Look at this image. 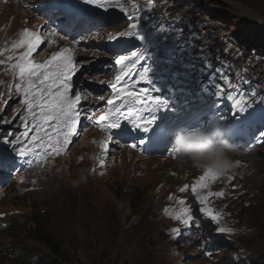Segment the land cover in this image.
Here are the masks:
<instances>
[{
	"label": "rangeland",
	"instance_id": "obj_1",
	"mask_svg": "<svg viewBox=\"0 0 264 264\" xmlns=\"http://www.w3.org/2000/svg\"><path fill=\"white\" fill-rule=\"evenodd\" d=\"M27 1L14 0L0 11V61H3L0 63V123L5 131L10 130L13 138L22 134L28 119L23 97L15 89L19 78L11 68L23 49L12 45L25 28L31 31L44 26L50 28L44 22V13L30 8L37 2ZM120 2L128 11L109 9L112 30L125 29L133 23L128 17L130 11H143L156 18L162 4V0ZM168 2L185 7V13H179L178 23L186 25L188 30L207 24L214 30L212 38L228 43L232 53L246 50L248 45L252 47L249 52L264 55V0ZM153 6L157 8L152 9ZM170 17L168 14L166 19L170 21ZM34 20L38 22L33 24ZM45 29L39 33L48 37ZM45 40L33 59H45L69 44L59 36ZM209 41L196 43L205 48ZM9 56L13 59L8 60ZM221 60L220 56L208 54L211 63ZM114 73L104 67L96 71L100 79ZM236 100L242 102L234 99V103ZM260 109L264 110L263 103H255L250 110L256 113ZM3 134L0 131V136ZM97 137V132L86 130L67 155L49 165L40 146L35 143L31 147L30 169L23 176L15 175L18 179L11 192L5 187L0 193V245L18 243L23 250L34 249L32 261L59 264L61 260L54 257L50 248L33 238L31 229L36 226L33 221L40 214L45 215L46 229L57 240L60 251L72 259V264H264L262 152L231 157L236 164L234 170L193 192L192 186L205 169L194 167L189 160L158 162L160 168H155L152 162L127 148H112V162L106 167V161L99 158ZM23 140L22 136L17 138V141ZM262 148V145L258 147V152ZM34 150L39 158L31 154ZM229 177L232 185L237 183L230 197L208 196L210 192H221ZM186 182L191 184L190 188L188 192H181ZM199 196H208V206L221 213L218 221L200 211L203 205ZM184 208L191 209L193 223L185 225L182 219L180 222L175 218ZM196 225L201 232L189 234L183 230L185 226ZM220 227L231 231L219 232ZM0 264L20 263L0 252Z\"/></svg>",
	"mask_w": 264,
	"mask_h": 264
},
{
	"label": "snow or ice",
	"instance_id": "obj_2",
	"mask_svg": "<svg viewBox=\"0 0 264 264\" xmlns=\"http://www.w3.org/2000/svg\"><path fill=\"white\" fill-rule=\"evenodd\" d=\"M84 3L93 5L97 9L103 10L105 13L112 8H118L122 12H127L128 9L120 0H84ZM133 7H136L133 5ZM135 18V14L129 17ZM52 35V34H49ZM121 38H131L137 41H146L148 36L144 34L143 28L138 23H131L127 30H124L115 35H110L109 39L120 42ZM42 41L41 37L35 31L25 28L21 32L20 39L13 43V48H22L16 62L11 65L15 74L19 78V83L15 84V89L23 97V103L26 105V111L36 121L34 131L37 136L33 138V143L40 146L41 149L50 148L52 153L59 154L62 147L67 146L70 138L78 135L77 126L80 119L79 106L81 101L90 99L89 95L82 96L80 92L72 95L73 90V75L80 68L75 62L74 49L72 47H64L60 51L55 52L50 59L45 63H36L33 61V53L40 48ZM73 44H79L80 41L73 39ZM13 57L9 56L8 60ZM149 59L147 50L132 51L130 55L119 56L115 63L121 66V74L116 77L117 82H120L126 73L123 71L125 67L135 68L143 61ZM3 63V61H0ZM210 67V65H209ZM159 69L151 65L143 67V74L140 80L146 82L149 87L141 90L142 95L127 92L124 87L117 90V84L111 85L116 93L114 99H109L107 103L111 106L107 113L102 114L97 123L106 132L112 129H119V134L131 135L135 132L147 134L154 132L159 127V121L167 119V113L171 111L174 117L182 116L178 119V125L196 124L200 121V115L203 111H208L215 115L213 109H219V104L216 102L221 98L224 89L218 85L215 86V91L204 89V93L209 97V102L203 107H196L193 110L192 103L186 96V91L180 88L174 89L169 85L168 81L160 82L154 77L158 75ZM229 87L231 84L229 83ZM167 92V97L161 95L153 96L151 93ZM123 97L121 98V96ZM227 100H234L231 94L225 95ZM102 99V97H101ZM196 104L199 102L196 101ZM235 104L240 107V100H236ZM240 110H243L242 108ZM148 117L147 119L145 117ZM23 119V117H21ZM121 121H127L131 127L122 125ZM47 125V130L44 126ZM43 131L44 136L39 133ZM54 134V135H53ZM46 137V139H45ZM111 140V136L107 137ZM152 137H149L151 140ZM104 146V151L107 152V142H101ZM136 145H133L135 147ZM30 153L21 150V156H27ZM39 158V153L35 150L31 153ZM173 154H177L173 150ZM220 174L212 169H205L199 177L196 184L192 186V191L196 192L197 188H205L210 181H213ZM188 185L180 189L185 191ZM222 196V192L209 193L208 196ZM208 196H199V202L203 207L200 211L213 221H218L221 213L214 211L208 206ZM171 198V197H170ZM183 203V201H180ZM167 212L168 210L165 209ZM191 209L184 208L175 216L176 219H182L185 225L193 223V217L190 215ZM219 232L231 231L220 227ZM178 231V230H176Z\"/></svg>",
	"mask_w": 264,
	"mask_h": 264
},
{
	"label": "clouds",
	"instance_id": "obj_3",
	"mask_svg": "<svg viewBox=\"0 0 264 264\" xmlns=\"http://www.w3.org/2000/svg\"><path fill=\"white\" fill-rule=\"evenodd\" d=\"M87 52L99 53L96 46H93V48H90V51ZM97 60L100 59L97 58ZM82 73L83 72L79 74L81 79L84 78V76L81 75ZM87 83L89 85L90 82ZM86 88L96 90L98 85L94 86L92 84V86L89 85ZM219 123L224 129V131L218 133L220 139L219 143L214 142L213 133L205 131L203 126L198 125L189 129L176 130L174 134H172L173 150L180 155L176 158V161L189 160L192 165L198 169H212L220 175L234 170L236 164L229 155V153L235 150L230 142V128L225 121H219ZM225 131L228 133L227 136H225ZM261 152V156H264V147L256 154H260ZM244 155L255 154L246 153Z\"/></svg>",
	"mask_w": 264,
	"mask_h": 264
},
{
	"label": "trees",
	"instance_id": "obj_4",
	"mask_svg": "<svg viewBox=\"0 0 264 264\" xmlns=\"http://www.w3.org/2000/svg\"><path fill=\"white\" fill-rule=\"evenodd\" d=\"M251 52V51H250ZM232 69L237 70L238 68L235 66H230ZM239 71V70H237ZM259 84V81L257 82ZM2 125L0 124V129ZM1 131V130H0ZM4 132V130H2ZM31 217V216H30ZM45 215L38 214L33 223L36 225L35 228L31 229L33 233V238L39 240L41 243L47 245L53 253L54 257L60 259L59 264H72V259L65 255L64 252L60 251V247L56 239L53 238V234L46 229L45 221L43 219ZM21 244L18 243H6L0 245V252L4 254L6 258L11 259L14 262L20 264H49V263H38V260L32 261L30 256L34 249H30L27 247L23 250V246L21 248ZM29 250V251H27ZM254 264V263H253ZM255 264H258L256 262Z\"/></svg>",
	"mask_w": 264,
	"mask_h": 264
},
{
	"label": "bare ground",
	"instance_id": "obj_5",
	"mask_svg": "<svg viewBox=\"0 0 264 264\" xmlns=\"http://www.w3.org/2000/svg\"><path fill=\"white\" fill-rule=\"evenodd\" d=\"M37 22H38V20H34L33 24H36ZM72 45L75 46L76 44H72ZM155 52H156L157 57L162 59L163 66L170 70V76L173 79L179 80L180 78H185L184 76L186 74V71H183L180 69L183 66H187L190 63H188V62L178 63L175 60V52L173 50L165 48V47L159 46L156 48ZM176 88H181V85H175L174 89H176ZM246 144H248V143L245 141L244 145H246ZM239 148L241 151H246L248 149V146L244 150L241 149L240 146H239ZM233 152H231V153H233ZM166 160L176 161V155H167L165 149L163 148L159 153H157L156 156H154L150 159V162H152V164L155 168H160V165L158 162H164ZM185 185H188V188L185 190V192H188L191 184L189 182H186ZM3 188H5V187L3 185H1L0 186V190H1L0 193L3 191Z\"/></svg>",
	"mask_w": 264,
	"mask_h": 264
}]
</instances>
